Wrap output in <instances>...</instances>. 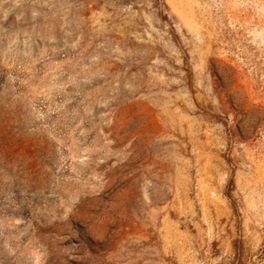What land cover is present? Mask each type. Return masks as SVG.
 <instances>
[{
    "label": "rangeland",
    "instance_id": "rangeland-1",
    "mask_svg": "<svg viewBox=\"0 0 264 264\" xmlns=\"http://www.w3.org/2000/svg\"><path fill=\"white\" fill-rule=\"evenodd\" d=\"M0 264H264V0H0Z\"/></svg>",
    "mask_w": 264,
    "mask_h": 264
}]
</instances>
